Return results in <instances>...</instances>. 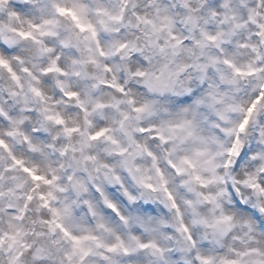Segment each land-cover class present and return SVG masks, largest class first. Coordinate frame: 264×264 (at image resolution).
Here are the masks:
<instances>
[{"label":"clouds","instance_id":"1","mask_svg":"<svg viewBox=\"0 0 264 264\" xmlns=\"http://www.w3.org/2000/svg\"><path fill=\"white\" fill-rule=\"evenodd\" d=\"M0 264H264V0H0Z\"/></svg>","mask_w":264,"mask_h":264}]
</instances>
